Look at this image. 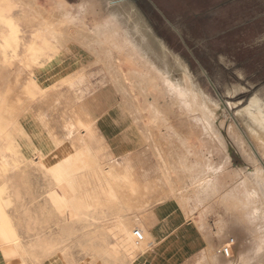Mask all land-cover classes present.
Instances as JSON below:
<instances>
[{
    "label": "rangeland",
    "instance_id": "obj_1",
    "mask_svg": "<svg viewBox=\"0 0 264 264\" xmlns=\"http://www.w3.org/2000/svg\"><path fill=\"white\" fill-rule=\"evenodd\" d=\"M39 1L45 7L52 8L53 13L59 11L58 0ZM63 1L76 6L75 14L81 17L86 16L78 8L81 0ZM114 1L120 2L121 9L132 17L135 25L139 27L150 43L149 45L154 49V52L152 51L153 53L149 54L151 65L166 66L162 62L163 59L173 67L180 68L187 73L194 84L203 92L211 107L218 110L219 117H221L218 122L224 128V136L228 137L225 128H235L240 137L239 141L248 146L246 154H244V152H238L228 140L230 154L226 155L225 161L230 163L227 170L233 171V178L226 183L224 180L226 178L221 177L219 178L221 180L217 179V182L223 186L220 187L219 184L214 183L209 189L203 187L202 183L195 184L202 177L207 176L208 173L197 169L195 166L196 160L193 158H189L188 164L185 163V160H182L179 163L180 167L176 168L174 166L177 163L174 158L184 157L186 160L188 159L183 153H179L181 157L171 156V154H177L174 153L175 148L181 146L177 133L173 130H166L165 127L158 129L160 132L157 129L153 130L154 136L157 134L156 138L154 137V143H157L158 137L161 138L162 134L169 140H163L162 146H159V148H163V156L160 157V160L173 166L166 171L169 183L171 180L175 185L180 184L182 188L190 184L201 191L200 195L202 197H205V195L212 196L213 191L219 193L217 196H228L231 192L228 196V199L230 198L229 204L236 206V211L238 214L241 212L242 219L240 224L231 228L232 235L236 240L239 238L247 239L249 246L246 263L239 256L238 247L236 248L235 260L238 259L236 264H264V193L252 186L253 183L248 186H244L245 183L242 185V180L246 176L250 177L254 169L260 167L264 170V153L260 149V142L251 134L243 118V110L248 107L264 116V0ZM45 17V19L41 18L35 9L24 5L19 0H0V144L3 143L1 133L6 130L7 125L11 122V118L5 114L6 111L4 112V110H8L15 117L18 125L17 129L23 131L20 143L16 146L17 150L28 155L27 160H25L26 158L20 159L23 162L20 171L10 172L9 175L0 171V212L10 217L12 224L21 234L27 232V230H32L29 238L26 239L27 243L34 241L46 244L54 249L53 260L47 258L44 264H131V258L134 260V264H146L149 262L147 252L148 250H154L155 246L148 248L150 240H148L145 226H151L155 216L153 215L154 210H144L150 201L143 200L146 199L143 197L140 204L142 207L130 214L122 213L120 216L116 214L107 219H100L96 224L92 222V214L77 220L74 222L77 237L73 242L70 239L60 238L58 235L60 231L58 225L60 222H64L65 209L62 207L61 201L56 198L57 194L52 186L53 180L51 177H47L37 166L39 159L34 153V149L39 142L34 141L32 134L35 135L39 130L34 124H30V128H28L25 121V115L31 108L30 100H39L49 94V90L46 88L42 91L30 93L27 87L24 86L25 82H38L46 79V73H39L38 70L47 69L55 56L62 53L61 44L54 41L45 29L46 24L49 23L61 31V29H64L62 28L64 24L48 17L47 13ZM9 20L16 24L17 37L15 39L10 38ZM89 21L93 23L91 17ZM135 25L133 26L135 27ZM90 27H92V24ZM40 32L45 34V36L43 34L44 38L42 40L38 38ZM68 32L72 35V28ZM40 41L42 46L39 45ZM73 42L77 46L83 44V42L77 40H73ZM33 45V50H30ZM87 56L86 51L85 58ZM115 61L117 68L127 73L128 70L123 60L117 56ZM92 66L87 65L85 59H82V63L79 60L75 65L77 71L72 73V76L60 79L55 83L59 85L53 87L58 95L61 94L62 105L66 109L71 108L72 111L74 110L79 121L88 126L87 134L89 135L86 134L85 137L90 148L95 149L94 151L92 149V152L94 154L96 152L97 155L99 152L105 159L112 161L113 153L108 154L107 152L113 148L118 139L114 138L105 142L98 135L96 118L99 116L92 113V106L95 109H98V107L91 103L94 101L99 104L100 95L103 93L109 94V92L110 105L117 103L122 105V100L115 91L114 86L105 78L102 66ZM16 80L19 81L20 85ZM128 86L135 102L142 105L144 98L133 87V81L130 79L128 80ZM25 88L27 93L24 90ZM76 97L82 99L79 98L78 102L71 106ZM153 99L155 101L160 100V111L167 114L169 126L174 127L175 130L179 129L177 132L181 135H185L186 131L189 133L182 126L185 118L180 115L178 108L172 105L168 94L159 97L156 92H153L150 103L153 102ZM67 100L71 103L68 104ZM172 106L173 108H171ZM147 113L149 115H147L146 121L148 125L151 121L150 126L154 127L156 119L152 117L150 110ZM114 114L118 117L117 111ZM128 116L126 122H131L136 128H139L137 131L144 138V144L140 146L139 150L141 154L139 158L143 159L141 163L145 164L147 170L150 169L153 172L157 169L161 173L157 157H155L156 151L149 146V140H152L149 128L142 120H135L131 113ZM21 127H25L26 130ZM27 133H29V136ZM28 137H30V140ZM201 139L203 138L201 137ZM201 139L191 136L188 140L196 146H193V148L201 151L205 146L204 143L200 142ZM31 140H33L32 143ZM219 152L221 155L223 151L220 149ZM210 162L220 166L223 163L222 159L217 156L212 158ZM124 163L126 165L121 167L123 169L121 172L129 173L134 181L141 184L142 182L133 175L134 171L130 161ZM108 168L105 167V170H108ZM185 168L192 170V176L189 178L181 173ZM170 172L176 173L174 181L169 177ZM241 172H244V174ZM79 174L81 175V173L75 175ZM6 177H10V187ZM155 179L154 177L153 181ZM170 186L172 187L171 184ZM150 193H147L146 196ZM206 199L208 198L206 197ZM197 200L195 211L199 213L202 209L200 205L204 203L203 200ZM143 202L144 204L146 202V204L142 205ZM186 202L185 204L188 203ZM163 207L166 208L167 205L164 204ZM221 211L220 218L219 215L215 218L220 229L222 226L229 227L234 223L233 219H228V216L223 217V208ZM93 230L97 232L96 236L99 237L97 244L101 243L100 238L107 236L108 248L115 245L118 251L111 254L107 250H85L83 246L88 242V235ZM137 232L143 235V240L138 238ZM211 234L217 237L219 233L214 234L211 232ZM217 245L212 249L213 263H208L207 259L204 260L205 256L203 257L200 254L182 264H220L225 251ZM191 247L192 251L190 252L196 253L198 251L204 252L206 246L205 242L196 235ZM185 255L180 250L175 261H182Z\"/></svg>",
    "mask_w": 264,
    "mask_h": 264
},
{
    "label": "bare ground",
    "instance_id": "obj_2",
    "mask_svg": "<svg viewBox=\"0 0 264 264\" xmlns=\"http://www.w3.org/2000/svg\"><path fill=\"white\" fill-rule=\"evenodd\" d=\"M19 1L35 9L41 18L45 19V14L47 13L48 17L61 21L64 24L62 27L64 29H61V31L49 23L46 24L45 30L54 41L61 44L62 48V53L55 56L51 65L45 69L46 71L44 69L38 70L39 73H46V79L38 82H25L24 84L30 93L42 91L44 88L49 90L47 97L39 100H30L29 104L31 108L27 115H25V121L28 128H30V124H34L39 130L36 133L37 135L32 134L34 141L39 142L38 146L34 149V153L39 159L37 166L47 177L49 176L53 180L52 186L56 191V198L61 201L62 207L65 209L64 222H60L58 225L60 230L58 235L60 238L70 239L73 242L77 237L74 222L90 214L93 215V224H96L100 219H107L116 214L120 216L122 213L130 214L133 211L135 212L139 207H142L140 205L142 197H146L147 193L153 191L152 189L157 190L158 184H162L160 183L161 181H164L169 186L170 184L174 186L171 180L169 183L166 172L169 167H173L172 164L160 160V157L163 156V148L161 149L159 146H162V141L167 138L161 133V138L157 136V143H154V137L157 135L154 136V129L158 130L165 127L166 130H173L177 133L181 146L174 147V153L177 154H171V156L176 155L177 157H181L179 153H183L187 158L196 160L195 166L197 169L208 173L207 176L202 177L195 184L202 183L203 187L210 189L212 184H219L217 179L221 177L226 178L224 179L226 183L233 178V171L227 170L230 163L225 161L226 155L230 154L228 140H230L238 152L241 151L244 154H246L248 146L239 141L240 137L235 128H225L228 137L224 136V128L218 122L219 118H221L219 117L218 110L215 107H211L203 92L194 84L187 73L180 68L173 67L168 61H163V59L162 62L166 66L157 67L151 65L149 54L153 53L154 49L149 45L150 43L144 37L139 27L135 25L132 17L121 9L120 2L114 0H81L78 8L86 15L85 17H81L75 14L76 6L70 5L63 0H58L59 11L57 13H53L52 8L45 7L39 0ZM90 17L93 19V23H90ZM8 22L10 23V38L15 39L17 37L16 24L11 20ZM91 24L92 27H90ZM71 28L72 35L68 32ZM73 40L81 41L83 44L77 46ZM33 48L34 45L31 46L30 50H33ZM83 49L87 51L89 57L85 58L86 51ZM117 56L126 65L127 73L117 68L115 61ZM82 59H85L87 65L102 66L105 78L114 86L118 95H120L122 105L131 113L135 120H142L149 128L150 136L152 137V140H149V146L156 151L155 157H157L161 171V177H157L155 181L152 180L153 183L150 182L151 180H148L149 182H144L146 184H140L134 181L129 173L121 172L123 169L113 160L112 162L105 159L98 151V155L96 152L94 154L92 152L93 148H90L85 137L88 133V126L79 121L74 110L72 111L71 108L66 109L62 105L61 94L58 95L55 91L56 89H54V85L58 86L59 84H55L57 81L76 72L75 65L79 60L82 63ZM19 71L21 72L22 70ZM129 79L133 81V87L142 94L144 98L142 105L135 102L128 86ZM16 82L18 83L19 81L16 80ZM18 84L20 85V83ZM24 90L26 91V88ZM153 92H156L159 97L168 94L172 105L177 107L180 115L185 118L183 124H181L188 130L189 133L185 132L188 134L187 136H185L186 134L181 135V133L177 132L179 129L175 130L174 127L168 125L167 114L160 111L159 99L157 101L153 99V102L150 103V97H153ZM61 93L63 92L61 91ZM79 98L80 100L82 99L81 97H76L72 101L71 106L77 103ZM67 102L68 104L71 103L68 100ZM74 109L76 110V108ZM148 110H150L152 117L156 119L154 127L150 126L151 121L149 125L146 121L147 115H149L147 113ZM5 111V114L11 118V122L7 125L6 130L1 133L3 143L0 144V171L9 175L10 172L21 170L23 162L20 159L26 158L25 160H27L28 155L22 154L17 150L16 146L20 143L23 131L17 129L18 125L13 114H10L8 110ZM169 118L171 117L169 116ZM243 118L251 134L260 142V149L264 153V116L252 111L248 107L243 110ZM158 131L160 132V130ZM24 133L26 132L24 131ZM145 136L147 135L145 134ZM191 136L203 138L200 142L204 143L205 146L201 151L193 148L195 145L191 144L188 140ZM28 139L30 140V137ZM220 149L223 151L221 155ZM215 156L222 159L223 163L221 162V166L210 162ZM185 163L188 164L189 162L186 161ZM105 167H109L108 170H105ZM77 173H81V175H75ZM241 173L244 174V172ZM6 180L10 187V177H6ZM244 183L246 184L244 186L252 185L251 183H253L252 186L262 190V193H264L263 168L257 167L254 169L250 177L246 176L242 180V185ZM148 185L152 187L150 188ZM173 186L171 189L175 190L176 187ZM218 194L213 191L212 196L205 195V197L200 198L201 201L203 200V203L212 200L208 205L206 204L207 206L205 205V209L202 208L200 210L198 207L200 210L199 215L201 216L204 212L210 213L211 211L220 209V218L223 208V217L228 216V219H233L234 223L229 227L222 226L217 237H214L211 232L205 233V230H209V226L202 219L200 222H195L198 230L196 235L205 242L206 246L204 252L207 255L204 260L207 259L208 263L214 262L212 249L218 244L217 246L222 247L224 251L226 249L229 250V248H233L232 250L234 251L232 257H227L224 254L220 264H236L238 259L235 260V250L237 247L240 253L239 256L246 263V256L249 255L248 240L243 238L236 240L233 238L231 231L234 225L236 227V225L240 224L242 220L241 212L238 214L236 206L229 204L230 198L228 199V196L231 192L228 196H217ZM179 201H181L180 198ZM181 202V206L183 205L186 210V201H184L183 197ZM203 219L206 218L204 217ZM235 229L238 231L237 228ZM31 231L27 230V232L21 234L12 224L10 217L0 212V264H44L47 258L52 259L54 257V249L46 244L34 241L26 242ZM96 233L93 230L88 235V242L83 246L85 250H107L111 254L118 251L115 245L108 248L107 236L100 238L101 243L97 244L99 237L96 236ZM164 249L167 252L168 249L166 247ZM131 264H134L132 258Z\"/></svg>",
    "mask_w": 264,
    "mask_h": 264
},
{
    "label": "crops",
    "instance_id": "obj_3",
    "mask_svg": "<svg viewBox=\"0 0 264 264\" xmlns=\"http://www.w3.org/2000/svg\"><path fill=\"white\" fill-rule=\"evenodd\" d=\"M17 30L19 32L18 25ZM39 34L40 38H38L39 40H42L45 34L43 32H40ZM39 45L42 46L41 41L39 42ZM100 97L101 99H99V104H96L94 101L91 103L95 105V107H98V109H95L94 106H92V113H96L99 116L96 118L97 133L105 142L114 138L118 139L114 147L107 153H113V160L119 167L124 166L125 161H130L134 171L133 175L135 178H138L140 182L144 183L145 181L151 180L150 182L153 183V178H160L161 175L157 169L151 172L150 169H146L145 164L141 163V160L143 159L139 158L141 155L139 150L140 146L144 144V140L137 131L139 128H136V126H134L131 122H126V118L129 117V111L126 110L121 103L110 105L109 102L111 98L109 94L103 93ZM116 111L118 113V117L114 114ZM102 120L105 121L101 122ZM127 132L129 133L126 134ZM174 159H176L177 162L174 164L176 168L180 167L179 163L182 160L189 162V158L187 160L184 157ZM191 172L192 170L190 168H185L181 173L185 177L189 178L192 176ZM169 177L174 181L176 179V173L170 172ZM160 183L162 184H158L157 190L152 189V193L148 194L145 197L146 199H143L145 201H150V203L145 206L144 210H154L153 215L155 216L152 225L147 227L145 226L148 234V240L155 242L154 250H148L147 252L149 262L146 264H182L196 256H199L200 254H202L203 257L206 256L207 254L203 251H198L196 253L190 252L192 251L191 243L195 240L198 231L195 222H200L202 219L209 225V230H205V233L212 232L214 234H218L220 232V228L217 226V219L215 220V218H217V215H219L220 212L218 210H214L213 212L211 211L210 213L204 212V214L201 215L203 217H201L199 213L195 211V204L198 203L197 199L200 200V197H202V195H200V190H197L190 184L183 186V188L180 184H174V186H172L176 188L173 191L171 186L166 184L164 181H161ZM151 185L148 186L151 188L153 186ZM176 197H179L181 201L183 197L184 201L188 202L186 204V210L183 205L181 206L182 202L179 201V198L177 199ZM210 201L200 205L201 208L205 209ZM164 204L167 205L166 208L163 207ZM204 217L206 219H203ZM164 247L168 249V252H166ZM180 250H182V253H185L186 255L182 261L177 262L175 260Z\"/></svg>",
    "mask_w": 264,
    "mask_h": 264
},
{
    "label": "built area",
    "instance_id": "obj_4",
    "mask_svg": "<svg viewBox=\"0 0 264 264\" xmlns=\"http://www.w3.org/2000/svg\"><path fill=\"white\" fill-rule=\"evenodd\" d=\"M137 236H138V238L140 239V240H143L144 238H143V235L140 233V232H137V234H136ZM155 246V242H153V241H149V243H148V248H152V247H154ZM233 248H229V250H225V255L226 256H228V257H232L233 256V254H234V251L232 250Z\"/></svg>",
    "mask_w": 264,
    "mask_h": 264
}]
</instances>
